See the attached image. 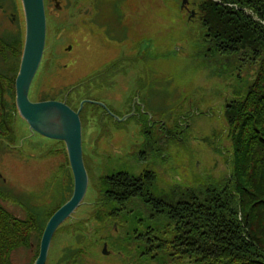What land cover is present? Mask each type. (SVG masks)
I'll list each match as a JSON object with an SVG mask.
<instances>
[{
	"label": "rangeland",
	"instance_id": "rangeland-1",
	"mask_svg": "<svg viewBox=\"0 0 264 264\" xmlns=\"http://www.w3.org/2000/svg\"><path fill=\"white\" fill-rule=\"evenodd\" d=\"M57 1L59 8L53 0L44 2L46 44L29 99L64 102L75 111L84 102L80 119L89 182L80 207L55 232L46 264H131L128 258L138 255L123 242L129 226L111 222L102 230L92 218L99 179L111 168L139 173L143 165L131 162L140 153L142 163L156 169L155 192L165 198L185 190L189 182L202 187L228 175L232 142L219 115L225 103L236 99L243 79L201 56L205 44L199 0H187L188 10L182 9L183 0ZM0 5L4 52L6 40L13 44L24 38L25 20L21 0H0ZM18 65V58L0 57V78L11 83ZM147 66L148 78L143 73ZM15 95H4L14 113L15 139L0 147V204L25 225L31 222L33 233L29 244L16 248L5 264H34L47 222L71 198L74 181L64 143L31 132ZM176 122L181 129L174 128ZM163 125L180 133L156 146L166 150L163 160L153 159ZM145 126H153L149 144ZM221 145L225 150L218 149Z\"/></svg>",
	"mask_w": 264,
	"mask_h": 264
},
{
	"label": "trees",
	"instance_id": "trees-1",
	"mask_svg": "<svg viewBox=\"0 0 264 264\" xmlns=\"http://www.w3.org/2000/svg\"><path fill=\"white\" fill-rule=\"evenodd\" d=\"M197 3L203 12L201 56L217 60L243 79L234 92L236 99L225 103L226 110L219 115L232 142L229 173L213 185L189 182L185 190L165 198L155 192L156 169L142 163L140 153L131 162L143 165L139 173L111 168L99 179L101 190H96L99 199L92 218L102 230L109 229L106 225L111 222L129 226L123 242L135 247L138 255L128 258L131 264H264V146L255 145L264 144V0ZM188 23L182 22L186 27ZM24 41L25 36L13 44L6 40L0 57L18 58L20 67ZM145 71L148 78V66ZM16 77L11 83L5 76L0 78V147L15 139L14 113L9 112L4 95L16 94ZM145 127L147 141L153 126ZM160 128L151 155L163 160L166 150L156 146L176 137L182 124L176 122V129ZM218 149L225 150L222 145ZM15 219L0 204L1 264L16 248L28 245L33 233L31 222L25 225L24 220Z\"/></svg>",
	"mask_w": 264,
	"mask_h": 264
},
{
	"label": "water",
	"instance_id": "water-1",
	"mask_svg": "<svg viewBox=\"0 0 264 264\" xmlns=\"http://www.w3.org/2000/svg\"><path fill=\"white\" fill-rule=\"evenodd\" d=\"M53 1L56 8H59L58 1ZM21 3L25 20V41L15 81L16 107L31 132L64 143L74 181L71 198L50 217L44 229L34 264H46L55 232L80 207L88 189L89 179L83 158L80 119L84 102L79 110L75 111L64 102L30 101L29 90L44 55L46 15L44 0H21ZM185 5L187 0H183L182 9ZM194 14L192 11L191 17H194ZM106 251L107 247L104 246V254Z\"/></svg>",
	"mask_w": 264,
	"mask_h": 264
},
{
	"label": "flooded vegetation",
	"instance_id": "flooded-vegetation-1",
	"mask_svg": "<svg viewBox=\"0 0 264 264\" xmlns=\"http://www.w3.org/2000/svg\"><path fill=\"white\" fill-rule=\"evenodd\" d=\"M189 5V4H188ZM188 5H185V7L187 8V10L188 9H190V7L188 6ZM0 7H1V5H0ZM3 7V6H2ZM186 8H184L185 10H186ZM0 9H2V8H0ZM3 12H4V9H3ZM116 62V61H115ZM105 68V67H104ZM96 104V103H95ZM99 106V105H98ZM101 107V106H100Z\"/></svg>",
	"mask_w": 264,
	"mask_h": 264
},
{
	"label": "bare ground",
	"instance_id": "bare-ground-1",
	"mask_svg": "<svg viewBox=\"0 0 264 264\" xmlns=\"http://www.w3.org/2000/svg\"><path fill=\"white\" fill-rule=\"evenodd\" d=\"M44 2H45V0H44ZM46 11V10H45Z\"/></svg>",
	"mask_w": 264,
	"mask_h": 264
}]
</instances>
